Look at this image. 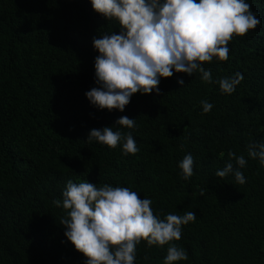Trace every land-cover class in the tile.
Instances as JSON below:
<instances>
[{"label": "trees", "instance_id": "16d2710c", "mask_svg": "<svg viewBox=\"0 0 264 264\" xmlns=\"http://www.w3.org/2000/svg\"><path fill=\"white\" fill-rule=\"evenodd\" d=\"M246 2L261 23L229 41L227 61L203 62L213 83L174 72L160 78L159 94L135 93L120 112L85 96L98 87L92 39L119 34L117 21L90 0H0V264H85L52 204L69 179L128 187L161 218L194 211L173 241L188 259L174 264H264V166L247 155L264 140V0ZM237 72L235 92L222 94L215 81ZM202 100L213 105L206 114ZM121 116L138 127L115 125ZM105 126L131 131L140 151L87 142ZM229 151L248 161L243 185L215 175ZM187 154L194 175L184 180L178 164ZM166 255L167 245L142 240L134 264H163Z\"/></svg>", "mask_w": 264, "mask_h": 264}, {"label": "clouds", "instance_id": "9594fccd", "mask_svg": "<svg viewBox=\"0 0 264 264\" xmlns=\"http://www.w3.org/2000/svg\"><path fill=\"white\" fill-rule=\"evenodd\" d=\"M92 8L106 20L119 24V34L105 33L93 37L92 45L99 55L95 58V83L85 93L90 103L100 110L123 112L133 94L160 93V78L174 72L200 73L205 83H213L210 70L203 62L214 57L229 59L227 47L234 36L242 37L261 21L246 0H90ZM239 72L215 81L220 92L231 95L243 80ZM184 85V80H178ZM203 113L213 105L201 101ZM120 128L133 130L136 119L121 116L115 121ZM93 141L115 149L123 155L140 151L132 132L113 130L112 126L89 131L87 142ZM247 155L264 166V140L247 145ZM228 162L215 175H232L237 184L246 183L241 169L247 166L244 155L227 153ZM235 162V166L233 164ZM184 180L194 175V158L187 154L178 164ZM203 195V192L200 193ZM52 204L65 215L60 224L64 236L87 259L85 264H134L137 245L143 240L148 246L167 245L163 264L188 259L187 251L173 241L182 237L183 226L195 222L194 211L183 215L169 213L161 218L150 207L152 200L140 199L136 191L111 184L97 186L87 180L69 179L61 198ZM147 259V258H146Z\"/></svg>", "mask_w": 264, "mask_h": 264}]
</instances>
